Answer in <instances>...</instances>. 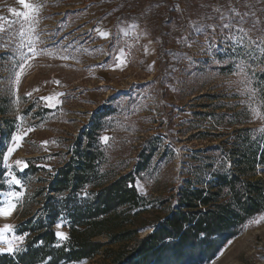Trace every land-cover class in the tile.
I'll use <instances>...</instances> for the list:
<instances>
[{
	"label": "rangeland",
	"instance_id": "rangeland-1",
	"mask_svg": "<svg viewBox=\"0 0 264 264\" xmlns=\"http://www.w3.org/2000/svg\"><path fill=\"white\" fill-rule=\"evenodd\" d=\"M29 2L40 7L25 20L15 14L25 11L19 0H0V208L15 204L0 215V252L12 255L9 243H24L14 228L38 185L16 173H30V158L45 169L39 173H56L95 118L105 173L133 170L146 141L156 139L135 180L150 202L138 220L140 237L166 214L161 201L197 160L214 161L207 147L229 142L235 129L262 127L264 0ZM103 23L107 37L97 31ZM256 178L264 181V166ZM54 228L66 237L57 235L61 246L69 228L64 220ZM104 256L65 264H108ZM203 264H264V213Z\"/></svg>",
	"mask_w": 264,
	"mask_h": 264
},
{
	"label": "trees",
	"instance_id": "trees-1",
	"mask_svg": "<svg viewBox=\"0 0 264 264\" xmlns=\"http://www.w3.org/2000/svg\"><path fill=\"white\" fill-rule=\"evenodd\" d=\"M257 75L264 82V70ZM260 100L264 110V83ZM97 121L74 138L68 159L56 173H39L45 169L34 158L27 159L25 171L30 173H16L22 180L37 177L38 185L33 193L28 188L23 215L14 228L24 243L12 255L0 252V264H65L101 252L108 264H203L264 213V181L256 178L258 167L264 166V120L260 128L235 129L229 142L207 147L205 153L213 154L214 161L197 160L190 177L181 179L161 201L168 203L167 212L143 237L138 220L150 202L137 191L135 180L157 150L156 139L146 141L133 170L105 173ZM62 220L69 237L58 246L54 226Z\"/></svg>",
	"mask_w": 264,
	"mask_h": 264
},
{
	"label": "snow or ice",
	"instance_id": "snow-or-ice-1",
	"mask_svg": "<svg viewBox=\"0 0 264 264\" xmlns=\"http://www.w3.org/2000/svg\"><path fill=\"white\" fill-rule=\"evenodd\" d=\"M19 3L23 6V8L25 9V11L20 12V13H15L16 15H20L23 16L25 20H28L30 17L34 19V15L35 13H37L39 11V5H34L32 3L29 2V0H19ZM224 27H228V25H224ZM99 31V30H98ZM241 31L243 32V29H241ZM100 35L107 37L108 33L107 32H100ZM123 62V61H122ZM248 91H252L251 89H247ZM254 94V92H253ZM49 100L51 101L52 98L50 97ZM59 102V101H57ZM49 106H53L51 103L49 104ZM255 111V110H254ZM17 139H20V137H17ZM105 141L107 142V137L104 138ZM15 147V146H14ZM14 149H10L9 150V154H11V151ZM18 165L23 163L22 161H17L16 162ZM25 167L27 166L26 164L24 165ZM13 182L16 184H20V181L17 180L15 177L12 178ZM15 208V204H11L9 205L7 208H0V215H8L10 214L11 210ZM6 227H10V226H6ZM58 236H61L62 238H66L63 237V234L58 233ZM21 242L23 241V237H19L18 238ZM16 249H14V247L11 245V243H9V246L7 248V251L12 252Z\"/></svg>",
	"mask_w": 264,
	"mask_h": 264
},
{
	"label": "crops",
	"instance_id": "crops-1",
	"mask_svg": "<svg viewBox=\"0 0 264 264\" xmlns=\"http://www.w3.org/2000/svg\"><path fill=\"white\" fill-rule=\"evenodd\" d=\"M97 31H98L99 34H100V32H107V33H109L110 29H109L108 25H106V24L103 23V24H101V25L98 26Z\"/></svg>",
	"mask_w": 264,
	"mask_h": 264
},
{
	"label": "built area",
	"instance_id": "built-area-1",
	"mask_svg": "<svg viewBox=\"0 0 264 264\" xmlns=\"http://www.w3.org/2000/svg\"><path fill=\"white\" fill-rule=\"evenodd\" d=\"M95 1H104V0H95Z\"/></svg>",
	"mask_w": 264,
	"mask_h": 264
}]
</instances>
